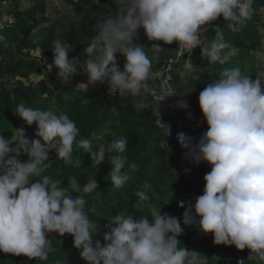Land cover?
I'll use <instances>...</instances> for the list:
<instances>
[{
  "label": "clouds",
  "instance_id": "clouds-1",
  "mask_svg": "<svg viewBox=\"0 0 264 264\" xmlns=\"http://www.w3.org/2000/svg\"><path fill=\"white\" fill-rule=\"evenodd\" d=\"M252 2L113 0V7L93 26L94 35L83 37L88 45L83 49L85 58L71 56L73 45L57 39L47 71L57 68L58 79L66 82L82 70L87 82L78 86L106 84L110 96L119 93L138 97L145 82L158 75L152 71L147 46L134 43L140 29L149 41L168 45L177 42L179 56L200 48L202 58L209 64L225 65L238 49L225 39L224 29H214L216 35L210 44L205 43L204 33L220 17L226 21L227 29L240 31L254 12ZM148 48L163 47L154 43ZM117 54L125 58L123 70L118 66ZM256 55L264 63V53ZM184 61L186 68L194 67L191 59ZM217 74L198 97L207 130L198 139L184 132L176 136L186 160L197 166L203 162L211 166L203 177L202 195L179 202L184 209L183 224L194 225L205 235L212 234L215 245L248 249V260L264 264V73L253 79L235 65ZM164 95H179L181 99L174 107L187 109L185 95L173 90ZM15 114L27 126H36V138H28L23 126L15 129L10 139L0 134V252L47 260L51 247L48 237L57 233L73 237V246L87 264H206V256L187 249L179 239L184 234L180 218L162 214L161 205L149 204V213L140 216L122 210L103 218L108 222L98 230L85 211V197L99 189L97 179L82 184L73 176L66 187L47 175L42 180L30 179L41 175L42 165L49 161L52 151L65 164L79 166L81 161L73 156L76 146L89 153L97 165L111 154V186L120 189L131 179L130 171L137 168L132 163L125 170L126 158L120 153L127 149V138L99 143L93 151L91 139L77 140L79 129L66 114L57 115L23 103ZM163 125L168 138L172 135L170 127ZM22 153L29 157L27 162L19 158ZM170 156L175 159L171 153ZM150 187L145 182L138 188L136 204L150 202L145 191ZM94 232L98 233L95 239ZM100 235L103 243L97 238Z\"/></svg>",
  "mask_w": 264,
  "mask_h": 264
},
{
  "label": "trees",
  "instance_id": "trees-1",
  "mask_svg": "<svg viewBox=\"0 0 264 264\" xmlns=\"http://www.w3.org/2000/svg\"><path fill=\"white\" fill-rule=\"evenodd\" d=\"M11 1L19 0H0V2ZM65 2L72 6L78 15L67 24L50 21L47 15V0H35L26 13L17 16L16 23L12 27L0 32V36L4 38L0 40V134L10 139L12 132L23 126L28 138H36V126H27L15 114L17 106L21 103L34 109L52 111L57 115L61 113L68 115L76 122L79 129L77 140L81 138L93 140L100 137L108 126L111 134L109 141L120 137L128 140L126 151L120 153L126 158L125 170H129L128 166L132 163L137 165L136 170L130 171L131 179L124 187L115 189L111 186L112 182L109 178L112 167L111 154H107L105 160L97 165L92 161L89 153L76 146L73 156L81 161L79 166H74L72 163L65 164L63 160H58L56 153L52 151L49 153V161L42 165L44 171L41 175L30 179L42 180L43 176L47 175L53 180H59L65 187L73 176L82 184L97 179L99 189L85 197L87 200L85 211L97 223L98 230L108 222L103 218L118 214L122 210H127L129 214L135 216L147 215L149 204L161 205L162 214L172 206L183 216L184 209L179 207V202L193 200V193L205 181L203 179L199 184L192 183L184 173L174 170V161L170 152L161 146L166 134L156 125L154 110L158 104L150 107L142 105V102L149 97L145 88L141 95L135 98L130 95H107L101 84L95 86L90 84L86 89L70 87L65 91L63 99L55 96L54 86L63 83L68 87L67 85L77 83L83 72L81 70L73 79L70 77L65 82L58 79L57 68L53 67L51 72L47 71V65L53 62V42L57 39L67 41L74 48L71 56L85 58L83 49L88 45L83 42V37L94 35L93 26L105 11L113 7V0H65ZM102 5H108L109 9L101 12ZM253 9L251 18L245 21L240 31L232 32L227 29L226 21L220 17L205 33V38L210 39L207 44H210L216 35L214 29L217 27L224 29L225 39L238 49L229 63L209 64L206 58H202L200 48H196L192 56L194 67L183 68L182 81L175 73V83L179 85V93L185 95L183 99L191 114L201 121L206 130L207 124L203 120L198 97L207 83L217 78V73L223 68L235 65H239L242 71L251 75L253 79L259 74L260 60L256 51L264 43L262 31L264 0H255ZM41 22L46 25L36 32V27ZM139 33L141 38L138 44L147 46L145 50L152 60V68H160L166 58L177 56V42L168 45L163 41H149L143 29H140ZM154 43H159L163 47V52L148 48ZM42 47L47 49L51 58L38 60L31 57L30 50H41ZM117 57L125 61L123 55L117 54ZM28 59L32 67L27 66ZM33 74L43 76V79L32 83ZM19 158L22 162H27L29 159L23 153ZM145 182L151 186L145 189L151 200L144 204H136L138 198L135 192L139 190L138 188H142ZM73 195L78 194L73 193ZM92 208L96 211H90ZM197 231L194 225H185V232L179 239L187 249L206 256V264H238L229 263L227 257L214 256L217 249L212 243V234L201 237ZM97 234L93 233L94 239ZM48 238L51 239V247L48 249L47 260L29 259L24 255L15 256L0 252V264H69L71 262L87 264L81 258L80 251L73 246L72 236L65 234L61 237L57 233H51ZM97 238L103 243L102 235ZM221 246L224 250H237L235 246ZM238 251L243 255L244 264H259L258 261L248 260V249Z\"/></svg>",
  "mask_w": 264,
  "mask_h": 264
},
{
  "label": "built area",
  "instance_id": "built-area-1",
  "mask_svg": "<svg viewBox=\"0 0 264 264\" xmlns=\"http://www.w3.org/2000/svg\"><path fill=\"white\" fill-rule=\"evenodd\" d=\"M254 1L255 0H253L252 2V8L254 5ZM16 20L17 15L14 12L0 10V32L12 27L16 23ZM205 39L206 38L204 37V40ZM193 52L191 54L185 53L184 56H179L177 54L176 57H168L165 59L164 64L155 72L158 73V75L154 77V79L157 80L155 84L150 88L146 87L147 83L145 84L144 88L145 91L148 93L149 97L148 99L142 102V105L150 107L151 105L158 104V107H156L154 110L156 116V125L162 128L166 134V138L161 142V146L167 149L175 157L176 162L183 169L182 173H184L192 183L198 184L199 177L196 175L197 172H195L197 165L189 162L184 158V150L181 148L178 140L176 139V136L180 132L186 133V124L189 122L190 124L192 122H195L193 127L197 128V139L204 131H206V129L203 127V125L198 119H195L193 117L188 107L187 109H179L177 107H174L176 102L180 100L179 95L168 98H166L164 95V93L168 90L180 92L179 85L175 83V73H177V71L180 69L183 70V68H186L184 59H191L192 61ZM101 87L104 92L109 95L107 85L104 84L101 85ZM163 99L165 100L162 101ZM163 123L170 127L172 135L168 138L166 127L163 125ZM166 140L169 146L167 145ZM186 164H189L194 169V171H191L190 173L185 171L187 169ZM205 164L206 166H210L206 162H203L199 165L203 166ZM224 251H227L226 257L229 263H238V261L243 260V255L238 250Z\"/></svg>",
  "mask_w": 264,
  "mask_h": 264
},
{
  "label": "crops",
  "instance_id": "crops-1",
  "mask_svg": "<svg viewBox=\"0 0 264 264\" xmlns=\"http://www.w3.org/2000/svg\"><path fill=\"white\" fill-rule=\"evenodd\" d=\"M34 1L35 0H19V1H11V2H0V10L12 11L18 16L19 14L26 13L28 11V9L32 6ZM47 5H48L47 15H48L50 21H58L61 24H67L70 21H72L73 19L77 18V16H78L75 13L74 8L70 5H68L65 2V0H47ZM49 9H51V11H49ZM107 9H109L108 5H104V6L102 5L101 6V12H103ZM262 12H264V10ZM263 22H264V19H263ZM45 25H46L45 23L41 22L39 25H37L35 31L37 32L41 27H44ZM262 29H264V25L262 26ZM30 55H31V57L38 59V60L43 59L40 49L30 50ZM26 64H27V66L32 67L31 61L29 59L26 61ZM157 70H158V68L157 69L152 68L153 72H156ZM177 75L179 76V80L182 81L184 73L182 72L181 69L177 71ZM42 79H43V76H40L37 74L31 75V82L32 83L39 81V80H42ZM79 80H80V78H79ZM79 80H78V82H79ZM156 81L157 80H155L154 77L150 78L149 80H147L146 87H148V88L152 87ZM194 123L195 122H192L191 123L192 125L190 124V122L186 124V134H189L192 137L197 139V136H198L197 130H196L197 128L193 127ZM207 167H210V166H206V165L200 166L199 165L196 167L195 172L201 173V171H203V169L207 168ZM186 168L191 169V171H194V169L189 164H186ZM210 168H209V171H210ZM180 170L182 171L183 169L179 165V171ZM200 182H201V180L199 179V183ZM204 186H202V184H201V186L195 191V194L197 196L202 195ZM197 233H199V231ZM200 235H202V234H200ZM205 236L206 235H204V237Z\"/></svg>",
  "mask_w": 264,
  "mask_h": 264
},
{
  "label": "rangeland",
  "instance_id": "rangeland-1",
  "mask_svg": "<svg viewBox=\"0 0 264 264\" xmlns=\"http://www.w3.org/2000/svg\"><path fill=\"white\" fill-rule=\"evenodd\" d=\"M263 25H264V22H263ZM264 32V31H263ZM140 38H141V35L140 33L138 34L137 37H134V42L135 43H138L140 42ZM208 41H210V39L208 40L207 38L205 39V43L207 44ZM159 52H163V49H159L158 50ZM257 53H264V43L257 49L256 51ZM256 53V54H257ZM117 60H118V66L121 68V70L123 69V65L125 63V61H121L118 59L117 57ZM258 68H259V74L260 73H264V63H261V61H259V64H258ZM87 82V76L85 74H82V76L80 77V80L79 82L77 83H74V84H71V85H67L68 87H66L63 83L57 85L58 86V89H54V94L57 98H61L63 99L64 98V95H65V91L70 88V87H76L78 89H86L90 84H85V85H81V86H78L80 83H86ZM198 134V132H197ZM111 134H110V131H109V128L108 126L105 127V130L103 131V133L100 135V137H97L95 139L92 140V144H93V151L96 150V146L99 144V143H104L106 141H109V138H110ZM173 161H174V170L175 171H179V165L178 163L175 162V159L173 158ZM211 167V166H210ZM210 167H207V168H204L203 171L200 172H197L196 175L199 177L200 180H203V177L204 175L209 172V168ZM211 169V168H210ZM205 183V182H204ZM202 184V186H204L205 184ZM193 200L195 197H197V195L195 194V192L193 193ZM166 213H169L170 215H173V216H176L178 218H180L181 220V224H182V227L184 228V232H185V225L183 224V216L182 214H180L174 207L172 206H169V208H167V211ZM199 231V230H198ZM197 231V232H198ZM202 235H200V234ZM199 235L201 237H204L205 234L201 233L199 231ZM213 245L215 246V248L217 249L216 252L213 254L214 256H219V257H226V253L227 251H224L222 250V246L221 245H215L214 244V239H213ZM71 264H79V262H72Z\"/></svg>",
  "mask_w": 264,
  "mask_h": 264
},
{
  "label": "water",
  "instance_id": "water-1",
  "mask_svg": "<svg viewBox=\"0 0 264 264\" xmlns=\"http://www.w3.org/2000/svg\"><path fill=\"white\" fill-rule=\"evenodd\" d=\"M207 31H208V29H207ZM207 31H206V32H207ZM206 32H205V33H206ZM205 33H204V34H205ZM41 55H42L43 59H45V58H51L49 52H48L47 49L44 48V47L41 48ZM47 87H49V86H47ZM53 89H55V90L58 89V86H57V85L54 86Z\"/></svg>",
  "mask_w": 264,
  "mask_h": 264
}]
</instances>
